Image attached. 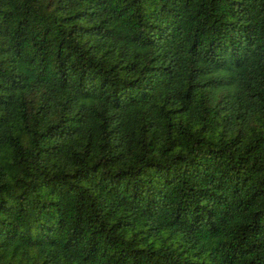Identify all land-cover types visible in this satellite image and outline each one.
<instances>
[{
    "label": "trees",
    "instance_id": "16d2710c",
    "mask_svg": "<svg viewBox=\"0 0 264 264\" xmlns=\"http://www.w3.org/2000/svg\"><path fill=\"white\" fill-rule=\"evenodd\" d=\"M0 264H264V0H0Z\"/></svg>",
    "mask_w": 264,
    "mask_h": 264
}]
</instances>
